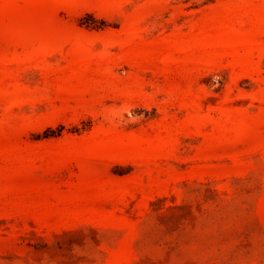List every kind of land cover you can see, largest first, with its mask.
Here are the masks:
<instances>
[{
  "label": "rangeland",
  "instance_id": "1",
  "mask_svg": "<svg viewBox=\"0 0 264 264\" xmlns=\"http://www.w3.org/2000/svg\"><path fill=\"white\" fill-rule=\"evenodd\" d=\"M0 264H264V0H0Z\"/></svg>",
  "mask_w": 264,
  "mask_h": 264
}]
</instances>
